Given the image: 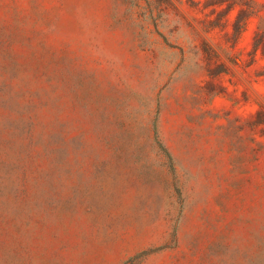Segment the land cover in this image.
I'll list each match as a JSON object with an SVG mask.
<instances>
[{"label": "rangeland", "instance_id": "rangeland-1", "mask_svg": "<svg viewBox=\"0 0 264 264\" xmlns=\"http://www.w3.org/2000/svg\"><path fill=\"white\" fill-rule=\"evenodd\" d=\"M263 52L264 0H0V264H264Z\"/></svg>", "mask_w": 264, "mask_h": 264}, {"label": "trees", "instance_id": "trees-1", "mask_svg": "<svg viewBox=\"0 0 264 264\" xmlns=\"http://www.w3.org/2000/svg\"><path fill=\"white\" fill-rule=\"evenodd\" d=\"M258 49H259V45H256L255 50H258ZM263 56H264V52H263Z\"/></svg>", "mask_w": 264, "mask_h": 264}]
</instances>
